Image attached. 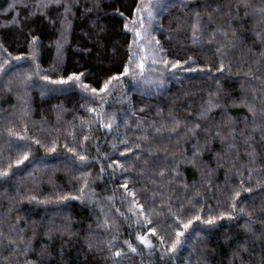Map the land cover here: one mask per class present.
<instances>
[{"label": "trees", "instance_id": "trees-1", "mask_svg": "<svg viewBox=\"0 0 264 264\" xmlns=\"http://www.w3.org/2000/svg\"><path fill=\"white\" fill-rule=\"evenodd\" d=\"M261 9L0 0V264H264Z\"/></svg>", "mask_w": 264, "mask_h": 264}, {"label": "snow or ice", "instance_id": "snow-or-ice-1", "mask_svg": "<svg viewBox=\"0 0 264 264\" xmlns=\"http://www.w3.org/2000/svg\"><path fill=\"white\" fill-rule=\"evenodd\" d=\"M48 2L49 3H59V0H48ZM148 7H149V5H147V4L143 5V8H145V9H147ZM261 11L264 12V9H261ZM149 15H151V12H149ZM194 27H195V25H194ZM137 37H139V33H137ZM33 39H35V37H33ZM130 59H131V57H130ZM189 59H191V57ZM165 63H167V61H165ZM179 64H180V61L177 60L176 63L173 64L172 66L176 67ZM2 67H3V65H0V68H2ZM141 67H142V65H141ZM221 67H223V65H221ZM124 74L135 75L136 73H135V70L133 68H131L129 65H125L124 73H121V75H124ZM113 80H118V77H109L108 81L103 85V87H101L99 89V91L100 92H107L109 90L110 84L112 83ZM96 91H97V89H95V88L92 89L93 93H95ZM215 106H216L215 104H211L210 103V107H215ZM89 111H93V110L89 109ZM249 111H251V112H253V114H255L254 106H250L249 107ZM261 111L264 112V108H262ZM201 115H204V113L202 112ZM109 121H110V123L108 125H104L105 127H111V122H112V118L111 117H109ZM180 123L181 122L179 120H176L175 118H172L171 125H170V127L167 130L169 132H175L179 128ZM199 126H200L199 124L195 125L196 128H198ZM162 130H164L163 126H161L160 128H157V131H162ZM188 131L192 132V131H194V129L193 128H189ZM231 131H232V129L229 128V133H231ZM217 134H219V133H217ZM136 147L138 148L139 145H136ZM80 159L83 160V159H85V157H80ZM253 159H254V157H253ZM17 163H20V161L18 160ZM102 171H103V169H102ZM0 175H7V172L6 171L5 172H0ZM123 187L127 188V185H124ZM249 191H251V189H249ZM238 195H239V191H237L236 194L232 198L235 199L236 196H238ZM133 202L135 203V201H133ZM136 206L139 207V208H143V205L137 204ZM233 210H235V209H233ZM239 211H240L241 214L245 213V209L243 207H241L239 209ZM140 215L142 216L143 212H141ZM248 215L250 216L251 213L249 212ZM194 219H198V217H194ZM214 219H215V217L210 218L208 223H211ZM148 223H151V222L149 221ZM190 223H191V221H188L187 223H184L182 225V228L183 229H187ZM148 232L152 233L153 235H156L157 229L149 227L148 228ZM183 235H184L183 231H177L175 233V239L172 240L171 246L167 249V252H171V253L175 252L177 246L182 243L181 237H183ZM137 240L140 241L142 244H144L146 247H150L151 246V241L146 239L144 235H139L138 234L137 235ZM160 241H161V243H167V241H166L164 236H160ZM125 243L127 244L128 249L132 253H135L137 251L136 247L133 246L132 243H129L127 241ZM120 254L121 253H120L119 250L117 252H115V253H112L113 256H119Z\"/></svg>", "mask_w": 264, "mask_h": 264}]
</instances>
